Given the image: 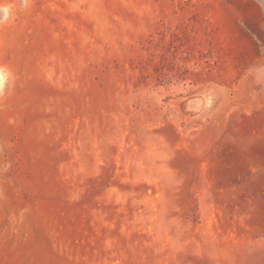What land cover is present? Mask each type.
Wrapping results in <instances>:
<instances>
[{
  "label": "rangeland",
  "instance_id": "1",
  "mask_svg": "<svg viewBox=\"0 0 264 264\" xmlns=\"http://www.w3.org/2000/svg\"><path fill=\"white\" fill-rule=\"evenodd\" d=\"M0 10V264H264L262 0Z\"/></svg>",
  "mask_w": 264,
  "mask_h": 264
},
{
  "label": "bare ground",
  "instance_id": "2",
  "mask_svg": "<svg viewBox=\"0 0 264 264\" xmlns=\"http://www.w3.org/2000/svg\"><path fill=\"white\" fill-rule=\"evenodd\" d=\"M262 2H263V4H264V0H262ZM4 8V7H3ZM3 8H1V9H3ZM4 9H7V8H4ZM3 9V10H4ZM6 14V13H5ZM264 14H262V16H263ZM3 73H1L0 72V88L2 87V85H3V75H2ZM258 77L259 78H261V80H264V67H262V68H260V69H258ZM258 80V79H257ZM260 81V80H259ZM262 82V81H261ZM264 82V81H263ZM259 83V82H258ZM260 84H264V83H260ZM259 84V85H260ZM199 109V108H198Z\"/></svg>",
  "mask_w": 264,
  "mask_h": 264
},
{
  "label": "water",
  "instance_id": "3",
  "mask_svg": "<svg viewBox=\"0 0 264 264\" xmlns=\"http://www.w3.org/2000/svg\"><path fill=\"white\" fill-rule=\"evenodd\" d=\"M0 14H3V11L0 10Z\"/></svg>",
  "mask_w": 264,
  "mask_h": 264
}]
</instances>
